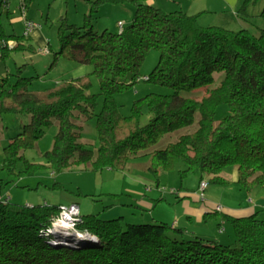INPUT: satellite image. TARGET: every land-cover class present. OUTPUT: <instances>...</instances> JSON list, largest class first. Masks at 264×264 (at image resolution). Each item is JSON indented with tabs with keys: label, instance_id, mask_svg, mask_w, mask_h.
I'll list each match as a JSON object with an SVG mask.
<instances>
[{
	"label": "trees",
	"instance_id": "16d2710c",
	"mask_svg": "<svg viewBox=\"0 0 264 264\" xmlns=\"http://www.w3.org/2000/svg\"><path fill=\"white\" fill-rule=\"evenodd\" d=\"M32 0H27V6ZM244 0L238 14L247 16ZM132 2L136 6L130 25L119 32L94 28V14L103 3ZM200 14L183 9L166 12L150 0H96L91 3L83 25L62 16L59 20L58 57L91 64L100 80L101 93L89 92L88 77L74 78L55 88L35 92L34 77L18 76L15 82L0 77V131L6 112L29 114L22 131L4 146L0 171L11 175L34 173L40 167L55 172L90 164L94 171L123 169L132 157L156 145L167 133L195 123L194 131L182 134L166 148L154 150L149 166L155 175L174 167L183 159L187 170L201 173V182L226 183L225 167L236 166L237 181L245 189L264 186V28L259 35L249 29L232 30L202 26ZM260 16L264 19V8ZM15 43L13 48L10 44ZM27 34H8L0 14V50H30ZM152 49L160 52L150 81L174 89L173 94L148 93L134 101L132 113L124 116L115 94L124 92L140 79L141 67ZM223 71L220 84L202 100L184 98L182 90H195L214 81ZM123 78H127L124 80ZM103 106L97 114L99 147L96 151L81 141V118L93 115L98 96ZM222 103L230 114L215 124V113ZM151 117L140 123L144 109ZM58 123L50 150L44 153L46 165L25 158L46 129ZM25 170L16 172L19 161ZM208 181V180H207ZM0 187V264H264V219L259 212L225 218L233 224L236 245L213 239L187 238L181 228L165 222L127 223L122 217L102 220L96 215L81 216L77 229L95 239L80 246L58 243L48 229L59 206L17 205L1 198ZM209 214H207L206 218ZM183 237L172 236L170 233Z\"/></svg>",
	"mask_w": 264,
	"mask_h": 264
},
{
	"label": "rangeland",
	"instance_id": "374dc122",
	"mask_svg": "<svg viewBox=\"0 0 264 264\" xmlns=\"http://www.w3.org/2000/svg\"><path fill=\"white\" fill-rule=\"evenodd\" d=\"M70 1L69 8L74 15L83 11L87 4L86 0H78V4H76V0ZM243 1L156 0L155 2L157 7L162 6L166 12L182 8L184 11L188 10L193 11L194 14H200L199 23L202 26H221L232 30L247 28L253 34L259 35L260 29L264 28V19L260 16L264 8V0L251 1L247 5L246 17H241L238 14ZM10 8L9 11L5 6H0L3 25L8 34L20 35L24 32V23L21 24V20L24 21L25 19L22 16L19 0H11ZM120 8H123L118 14L120 18H116L115 29H112L115 32L121 29V26H118V21L121 20V23L127 27L132 22L136 11V6L132 2H127ZM131 8L132 12H129ZM27 16L43 27L42 30L50 42V46L47 47L48 51L46 48H41L36 41L32 42L33 49L9 51L6 56L0 57V77H8L12 82H15L19 75L34 77L31 89L35 92L55 88L58 84L74 78L88 77L92 84L89 92L100 94L101 84L99 78L92 73L93 65L79 63L65 57H58L53 63L55 53L60 47L58 39L59 20L64 16L71 21L68 18L67 0H32L28 7ZM102 31L101 29L99 33ZM159 59V50L152 49L141 67L140 79L128 90L115 94L119 109L124 116L131 115L134 101L148 93L173 94L175 92L170 87L154 84L144 79L145 76H149ZM224 76L223 71L215 72L212 83L191 91L182 90L180 95L184 98L202 100L211 89L220 84ZM123 79L126 80L127 78ZM102 106L103 95H99L93 115L78 121L82 125L81 141L94 151L99 147L96 125L97 114L101 112ZM229 114L228 104H220L214 117L215 124H218ZM150 117L148 109L145 108L140 123L146 125ZM199 117L200 114L197 113L195 123L164 135L156 145L141 155L132 157L123 169L105 168L94 171L91 165L87 164L85 167L74 166L59 172L43 166L36 169L34 173H20L19 175H11L7 170H1V196L8 199L12 204L22 206L44 203L59 206L64 203L69 205L71 202H75L80 205L83 216L96 215L102 220L122 217L121 222L124 226L127 223L161 221H165V223L167 221L168 224L172 225V222L168 221H172L175 214L176 217L182 218V223L187 225V220L182 214L185 209V198H180L181 192L183 190L198 191L201 184V173L195 171L184 173L183 171L187 170V164L180 158L175 160L172 169L162 170L158 176L151 172L149 166L152 160L151 153L154 150L166 148L169 143L176 141L182 134L194 131L198 125ZM29 120V114L11 112L3 114L0 131L1 160L4 157V146L13 136L22 131L23 125ZM57 131L58 123L55 122L46 129L44 136L33 148L24 152L25 158L39 165H46V159L43 155L52 148ZM25 167V161H19L16 172L25 170ZM222 176L227 180L224 184L210 181L207 178L210 186L203 192L206 198L217 204H222L227 209L240 210L249 206L257 207L256 211L259 212V217L264 219V186H256L250 190L243 188L237 181V170L236 166L233 165L225 167ZM141 199L152 202V206L139 203ZM154 215L156 218H153ZM223 218V215L219 213L216 216L207 217L206 221H203L201 226L205 228L207 235L203 239H213L225 245H236L237 236L233 224L227 219L223 223ZM155 219L157 220L155 221ZM220 222L222 231L218 229ZM194 223L196 222L194 221ZM187 227L191 228V226ZM181 229L184 232V238H190L186 233L188 230L184 227ZM189 233L193 235L192 232ZM79 234V232H75V234L57 232L56 235L59 236L57 242L64 244L71 242L69 246L74 247L84 245L90 240ZM170 234L180 238L174 232ZM216 235H219L221 240L216 239ZM182 238L181 236L180 239Z\"/></svg>",
	"mask_w": 264,
	"mask_h": 264
},
{
	"label": "crops",
	"instance_id": "0c3cea01",
	"mask_svg": "<svg viewBox=\"0 0 264 264\" xmlns=\"http://www.w3.org/2000/svg\"><path fill=\"white\" fill-rule=\"evenodd\" d=\"M86 1H87L86 2L87 4H86L84 10L79 12V13L77 12V14L74 15V13L73 14L71 13V11H70L71 9L69 8V3L71 1L67 0L68 18L71 20L70 22H72L76 25L84 24L86 14L90 13L91 3L96 1V0H86ZM155 1L156 0H150V2L152 4L157 5ZM30 3H29V6H30ZM78 3H79L78 0H76V4H78ZM123 4H125V3L115 4V3L107 2V3L101 4L98 8V11L94 14V20H93L94 28L97 31H100L101 29L102 30L108 29V30L112 31V29H115L114 23L116 22V18H120V17H118V14H120V12L122 11L123 8H120V6ZM160 7L163 9L162 6H160ZM10 9L11 8H9L7 10L10 11ZM130 11L132 12V8L129 9V12ZM187 12L190 14H194L193 11L187 10ZM21 21H22L21 24L24 23L23 20H21ZM118 22L120 23L121 20H119ZM118 26H120V25L118 24ZM23 27H24V25H23ZM125 27H126L125 24H123V28H121L120 30L118 29V32L123 30ZM42 29H43V27L40 25V27L35 28L34 30H32L29 33L30 43H32L33 41H36L37 44H39L41 46V48H46V47L50 46V42L47 39V37H46V35ZM24 30H25V28H24ZM22 34H24V32ZM204 179L208 180L207 178H204ZM209 186H208V188H209ZM180 198H185L184 199V202H185L184 208L185 209H184V212L182 214H183V216H185V218L187 220V225L182 223V218H180L178 216L176 217V214L172 217V221H168V222H172L171 226H173V227H177V228L184 227L186 230H188V231H186V233L190 238H193V237L204 238L207 236L206 232L204 230L205 228H203L201 226L203 221L204 220L206 221L207 214H209L208 217H212V216H216L217 214L221 213L224 217L223 223H225V219H226L225 214L231 215V216H236V217H241V216H247V215L253 214L256 212V209H257V207L255 208V207H251V206H249L247 208L240 209V210L227 209L222 204H217L214 201H210L209 199L206 198V195H204V199H203L201 197L200 187H199L198 191L183 190L181 192ZM71 203H75V202H71ZM139 203L144 204V205L148 204L151 206L153 204L152 202L146 201L144 199H141L139 201ZM220 206H221V210L218 208ZM153 218H156L155 215ZM156 220L157 219H155V221ZM159 220H163V219H159ZM194 221L196 223H194ZM161 222H165V221H161ZM166 223H167V221H166ZM187 226H191L192 229L187 227ZM220 226H221V222L218 225L219 231H221ZM208 229H209V226H208ZM189 232H192L193 235H191V233H189ZM217 238L219 240H221V237L219 235H216V239Z\"/></svg>",
	"mask_w": 264,
	"mask_h": 264
},
{
	"label": "built area",
	"instance_id": "2783aa9c",
	"mask_svg": "<svg viewBox=\"0 0 264 264\" xmlns=\"http://www.w3.org/2000/svg\"><path fill=\"white\" fill-rule=\"evenodd\" d=\"M10 1L11 0H0V6H5L7 9L10 8ZM20 2V9L22 12V16L25 19L24 20V34L29 35V33L34 30L35 28L40 27V24H37L35 21H33L32 19L28 18L27 16V11H28V6H27V0H19ZM119 25L121 26V28H123V23H119ZM15 45V43H11L10 44V48H13ZM47 49V47H46ZM48 51V49H47ZM145 80H148L149 77L145 76L144 77ZM209 186V182L207 180H203L200 184V190H201V197L204 199V195L203 192L208 188ZM221 210V206L218 207ZM59 218V217H58ZM60 218H66V224L68 226H70L72 228V232H64L61 231L59 229H57L56 227H54L51 224V227L48 229V231L50 233H53L56 235V233H72L75 234V232H79V230L77 229V224L79 221H81V216L79 213V209L76 205H71V206H63L62 207V212L60 214ZM222 231V229H221ZM81 234V236H83V234H85V232H79ZM79 234V235H80ZM69 235V234H68ZM58 236V235H57ZM59 237V236H58ZM70 238V237H69Z\"/></svg>",
	"mask_w": 264,
	"mask_h": 264
},
{
	"label": "water",
	"instance_id": "95a60500",
	"mask_svg": "<svg viewBox=\"0 0 264 264\" xmlns=\"http://www.w3.org/2000/svg\"><path fill=\"white\" fill-rule=\"evenodd\" d=\"M1 198H2V196H1ZM2 199H4V198H2ZM4 200L8 201V199H4ZM71 205H76L78 207V209H79L80 216H82L81 215V209H80V206H79L78 203H71L69 205L61 204V205H59L58 215L54 217V219H53V221L51 223L54 227H56L57 229H59L61 231H64V232H72L73 231L72 228L66 224V218H60V214L62 212V207L63 206H71ZM79 232H83V231L79 230ZM83 237L89 238L90 240L95 239L94 235H92L91 233L86 232V231H85V234H83Z\"/></svg>",
	"mask_w": 264,
	"mask_h": 264
},
{
	"label": "bare ground",
	"instance_id": "6f19581e",
	"mask_svg": "<svg viewBox=\"0 0 264 264\" xmlns=\"http://www.w3.org/2000/svg\"><path fill=\"white\" fill-rule=\"evenodd\" d=\"M68 244H71V242H70V243H68Z\"/></svg>",
	"mask_w": 264,
	"mask_h": 264
}]
</instances>
